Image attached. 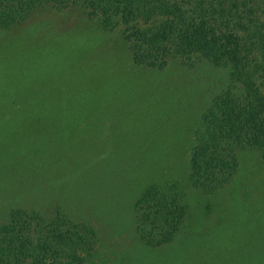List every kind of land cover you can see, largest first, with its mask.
I'll return each mask as SVG.
<instances>
[{
	"label": "rangeland",
	"instance_id": "1",
	"mask_svg": "<svg viewBox=\"0 0 264 264\" xmlns=\"http://www.w3.org/2000/svg\"><path fill=\"white\" fill-rule=\"evenodd\" d=\"M124 29L47 10L0 31V222L12 208L47 219L64 208L96 233L82 232V264H264L259 153H241L242 172L221 189L190 180L196 131L230 66L135 65ZM170 181L188 214L176 241L152 248L139 240L135 203Z\"/></svg>",
	"mask_w": 264,
	"mask_h": 264
},
{
	"label": "trees",
	"instance_id": "2",
	"mask_svg": "<svg viewBox=\"0 0 264 264\" xmlns=\"http://www.w3.org/2000/svg\"><path fill=\"white\" fill-rule=\"evenodd\" d=\"M47 10L78 12L105 31L124 26L138 66H230L232 82L211 98L196 131L190 158L194 187L215 191L236 182L245 151L258 152L264 161V0H0V31ZM139 21L154 25L141 30ZM60 208L53 219L12 208L0 222V264H82L75 250L86 245L83 234L96 233ZM135 213L139 240L165 247L185 223V194L171 181L151 185L136 200Z\"/></svg>",
	"mask_w": 264,
	"mask_h": 264
}]
</instances>
